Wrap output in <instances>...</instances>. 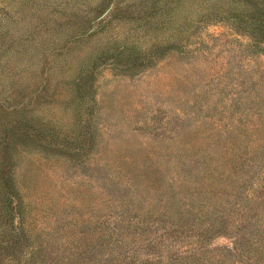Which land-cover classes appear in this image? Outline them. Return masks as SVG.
Returning a JSON list of instances; mask_svg holds the SVG:
<instances>
[{"label":"rangeland","instance_id":"obj_1","mask_svg":"<svg viewBox=\"0 0 264 264\" xmlns=\"http://www.w3.org/2000/svg\"><path fill=\"white\" fill-rule=\"evenodd\" d=\"M237 2L0 0V264H160L200 239L197 264L264 260V35ZM191 149L225 174L198 194ZM184 159L174 200L160 165Z\"/></svg>","mask_w":264,"mask_h":264},{"label":"trees","instance_id":"obj_2","mask_svg":"<svg viewBox=\"0 0 264 264\" xmlns=\"http://www.w3.org/2000/svg\"><path fill=\"white\" fill-rule=\"evenodd\" d=\"M239 3H246L247 7H250L253 10V16H248L247 18L249 20H247V18L244 19L243 24H246L245 26H249L252 28V32L251 35L253 36L254 39L259 38V34L264 35V2L261 1H257V2H251L250 0H237ZM244 1V2H243ZM237 2V3H238ZM109 13V12H108ZM251 21V22H250ZM243 129H239V133H241L242 135H245V133H242ZM245 132L250 135L251 133L248 131V127L245 128ZM185 153L186 156H190V155H197V154H204L206 156V160L207 161H211L214 160V153H209L208 150H204V149H197V150H181ZM235 153V150H232ZM221 157L222 159L225 157L230 156V151L224 150L222 151ZM165 157H171L169 152H162L160 153V160L165 159ZM189 159H184L180 164L178 163H169V167L173 168L175 172H172L171 177L168 178L167 177V173H165V170L163 169L162 165H160V191H163L161 194L164 195V192L166 193L167 190H170L174 195L171 197L172 199H177L179 195H181V192L183 190H179L178 193H176V185L178 183H182L183 182V174H189L190 173V167L186 165L185 163L188 161ZM205 160V161H206ZM227 162V161H226ZM228 163V162H227ZM226 166L228 167L229 171H231V169H233V164H227ZM179 165H182L181 167H179ZM201 167L200 168H204L206 165V167L210 170V174L208 172H206L207 174H209V176H205L202 175L201 177H203V179L200 177V180L202 181V185L199 187H195V191L196 194H198L199 192H201V188L206 189H212L216 184H215V178L216 176L219 174V178L222 177V179L225 178V174L223 173H219L217 172L218 169H220V165L221 163H219V161H215L213 163V161H211V163L207 164V162L201 163ZM228 165H232V166H228ZM180 171V174L178 173ZM227 172V173H228ZM226 173V174H227ZM261 174H264V169L261 171V173L259 174V176ZM168 178V179H166ZM200 181V182H201ZM205 182V183H204ZM261 182H264L263 179L258 180V187L262 186ZM184 183V182H183ZM207 191V190H206ZM205 191V193H206ZM179 194V195H177ZM259 195H256V198H258ZM260 197V196H259ZM160 201L164 202L165 198H160ZM264 224V223H263ZM258 236L257 238H260V240H258L257 243H255V246H257L258 248L255 249V253H263L264 255V225H261L258 229ZM202 241H200V244L197 247H194L192 249H188V251H186V253L188 252V254L190 253H194L192 254V257H187L186 259H174V257L171 255L170 257H167L168 259L165 260L164 255H160V264H197L200 262V259L197 257V255H199L201 253V251H203V249L205 248V246L203 245L204 241L206 239H200ZM240 250H244L241 249V246H233V247H227L225 248V251H227L228 254L224 255L222 252H220L219 255H217L216 257L220 260L219 262H217L218 264H224L225 263V259H226V264H228L231 260L232 257H229V255H234V253L240 257L239 259H237L236 261H234L232 264H264V260L261 259H257L256 257H250L247 256V260L248 262L246 263L244 261V254H241ZM185 253V252H184ZM198 253V254H197ZM243 253V251H242ZM183 254V253H182ZM244 256V257H243ZM198 258V259H197ZM170 262V263H169ZM216 263V264H217Z\"/></svg>","mask_w":264,"mask_h":264}]
</instances>
